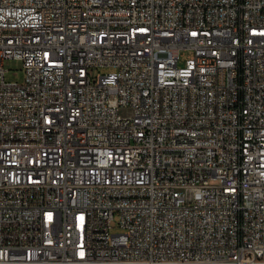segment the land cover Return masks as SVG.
<instances>
[{"label": "built area", "instance_id": "1", "mask_svg": "<svg viewBox=\"0 0 264 264\" xmlns=\"http://www.w3.org/2000/svg\"><path fill=\"white\" fill-rule=\"evenodd\" d=\"M0 264H264V0H0Z\"/></svg>", "mask_w": 264, "mask_h": 264}, {"label": "rangeland", "instance_id": "2", "mask_svg": "<svg viewBox=\"0 0 264 264\" xmlns=\"http://www.w3.org/2000/svg\"><path fill=\"white\" fill-rule=\"evenodd\" d=\"M191 52L186 51L182 52L181 54V60L179 62L180 66H184L185 61L191 57ZM5 69L7 70L5 74V79L7 82H17V83H23L26 78V73L24 69V63L23 61L19 59H7L4 63ZM109 69H100L96 72H102L106 73ZM213 183V182H212Z\"/></svg>", "mask_w": 264, "mask_h": 264}]
</instances>
